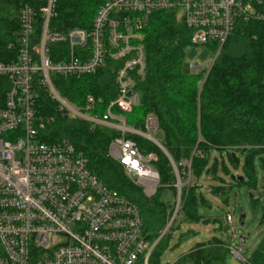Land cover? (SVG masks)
<instances>
[{
    "label": "built area",
    "instance_id": "2783aa9c",
    "mask_svg": "<svg viewBox=\"0 0 264 264\" xmlns=\"http://www.w3.org/2000/svg\"><path fill=\"white\" fill-rule=\"evenodd\" d=\"M56 7L57 0H43L38 12L25 5L19 13L17 59L0 62V264H148L176 221L181 196L163 233L151 245L138 208L101 182L71 142L42 141L45 122L52 119L37 116L36 87L44 88L61 112L87 121L91 130L106 126L118 131L109 157L152 197L160 186L153 168L157 158L142 154L127 136H141L163 149L155 139L158 119L147 115L141 131L125 118L138 104L135 78L145 70L140 30L154 13H175L190 30L192 46L217 45L218 55L236 21L264 24V0H104L89 30L70 28L62 33L51 29ZM55 45L59 62L51 60ZM108 59L120 64L118 92L102 116L94 114L102 97L87 95L78 108L54 87L52 76L93 75L106 67ZM226 222L227 231L233 233L231 214ZM228 248L241 259L243 246Z\"/></svg>",
    "mask_w": 264,
    "mask_h": 264
},
{
    "label": "trees",
    "instance_id": "16d2710c",
    "mask_svg": "<svg viewBox=\"0 0 264 264\" xmlns=\"http://www.w3.org/2000/svg\"><path fill=\"white\" fill-rule=\"evenodd\" d=\"M104 0H57V16L51 29L65 32L70 28L89 30L100 4ZM37 12L43 0H0V62L17 58L16 38L19 13L25 6ZM145 47V70L135 78L134 91L138 104L125 114L127 124L141 131L150 113L159 123L155 136L164 149L137 135H128L142 154H155L153 168L160 177L156 194L147 197L142 189L126 175L122 166L112 160L109 147L119 132L106 126L91 130L90 124L61 112L44 88L36 87L37 116L45 122L41 131L44 142L62 139L71 142L87 159L88 168L107 187L116 191L140 211L144 235L153 245L163 233L176 204L161 200L164 189L175 197L177 178L181 183V208L175 222L179 225H208L211 221L203 210L211 203L201 191L203 179L218 181L216 169L209 166L212 152L226 154L238 165L243 160L245 180L232 177L239 186L256 190L254 163L258 160L264 170V24L259 21L238 20L232 34L219 51L212 67L188 73L184 69L191 44V32L175 13H154L147 26L140 30ZM11 44H14L11 46ZM214 55L217 45H207ZM59 45L52 47L51 60L59 62ZM119 63L108 59L105 68L79 79L52 76L60 96L82 108L87 95L102 97L94 114L102 116L117 96L116 70ZM196 71V70H195ZM218 163V159H215ZM246 181V182H245ZM210 187L212 195L228 202L225 182ZM253 198V197H252ZM174 222V223H175ZM228 227H226V230ZM174 231L173 226L160 239L148 264H160ZM186 239L196 235L190 231ZM229 243L214 238L195 244L188 255L177 264H227ZM247 264H264V241Z\"/></svg>",
    "mask_w": 264,
    "mask_h": 264
},
{
    "label": "rangeland",
    "instance_id": "374dc122",
    "mask_svg": "<svg viewBox=\"0 0 264 264\" xmlns=\"http://www.w3.org/2000/svg\"><path fill=\"white\" fill-rule=\"evenodd\" d=\"M216 57L217 55H214L209 47L192 46L185 59L184 69L188 73L202 69L209 70ZM215 159H218V163ZM243 165L242 159L236 166L230 162L226 154L221 156L217 152L211 153L209 166L216 169V176L219 180L216 181L209 177V179H203L200 186L206 199L211 203V208L204 209L202 213L207 219L215 222L211 221L208 225H179L178 221L175 222L168 248L162 254L160 264L178 261L188 255L195 244L208 242L214 238L229 243L236 249L244 244L241 259L230 252L227 255L226 262L227 264H247L246 261L250 260L264 241V170L257 160L254 163L257 186L256 190L250 191L247 186H239L237 181L232 178H243L245 180ZM220 180H223L227 187L230 186L227 189V203L224 202L222 197L212 195L210 191V187L220 185ZM178 195L175 197L166 188L161 194V200L165 203L176 204ZM227 214H231L233 217V233L226 230V227H228ZM242 216H245L243 225L241 224ZM190 231L195 232L196 235L182 239L184 235H190Z\"/></svg>",
    "mask_w": 264,
    "mask_h": 264
},
{
    "label": "water",
    "instance_id": "95a60500",
    "mask_svg": "<svg viewBox=\"0 0 264 264\" xmlns=\"http://www.w3.org/2000/svg\"><path fill=\"white\" fill-rule=\"evenodd\" d=\"M243 178H239V180H242ZM178 196H181V192ZM179 198V197H178ZM244 219H245V216H242L241 217V224L243 225L244 224ZM244 244H241V246H243Z\"/></svg>",
    "mask_w": 264,
    "mask_h": 264
}]
</instances>
